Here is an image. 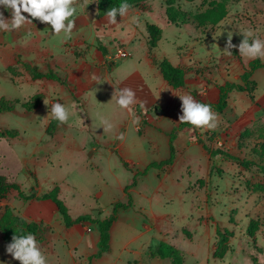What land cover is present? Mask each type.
Listing matches in <instances>:
<instances>
[{"label":"rangeland","instance_id":"rangeland-1","mask_svg":"<svg viewBox=\"0 0 264 264\" xmlns=\"http://www.w3.org/2000/svg\"><path fill=\"white\" fill-rule=\"evenodd\" d=\"M97 2L88 0L84 10L79 0L70 38L52 35L50 25L38 20L0 31V106L2 100L20 102L0 112V175L25 193L58 186L72 218L102 219L117 202L131 205L118 211L109 250L90 260L97 250L94 223L67 228L55 206L52 212L44 200H25L15 189L0 197V216L8 208L38 223L36 242L49 264H172L170 258L150 255L159 242L177 247L182 264H264V67L252 73V96L231 91L226 107L214 111L219 117L215 130L190 126L178 131L173 163L136 175L169 156V133L182 114L179 96L215 101L218 85L241 83L252 59L238 48L231 55L223 51L227 33L233 32L237 46L240 33L248 30L250 40H264V0H144L126 17L117 15V24H110L106 14L97 16ZM214 3L226 9L216 24L204 20ZM167 11L176 15L175 23ZM0 12L11 19L9 10L0 7ZM147 23L161 29L152 49ZM164 57L184 68L183 86L174 88L162 78L157 62ZM25 64L56 71L64 83L31 79ZM125 87L136 93V103L127 110L112 98ZM37 93L42 97L38 106L25 110L22 103ZM57 102L69 110V121L54 120L48 129ZM101 118L111 122V130L103 131ZM215 149L238 160L210 155ZM241 159L253 163L244 167ZM9 243L0 231V264H19L6 252Z\"/></svg>","mask_w":264,"mask_h":264},{"label":"trees","instance_id":"trees-1","mask_svg":"<svg viewBox=\"0 0 264 264\" xmlns=\"http://www.w3.org/2000/svg\"><path fill=\"white\" fill-rule=\"evenodd\" d=\"M144 0H98L97 2V16L102 17L106 14V12L112 7H118L121 3H128L131 7H136L138 4ZM215 6L211 9V11L204 17V20L209 21L212 24H216L219 22L226 13V9L222 3H214ZM167 17L171 22H176V15L167 11ZM147 32V43L148 48L152 49L156 46L157 41L161 35V29L151 23H147L146 26ZM99 49L101 50L103 56L107 55V49L104 47L103 44H99ZM19 61H16L18 63ZM159 72L162 78L172 87L177 88L181 87L185 81V70L183 67L177 66L172 64L170 60L167 58H162L157 62ZM259 67H264V62L259 60V58H255L249 61L247 68L241 73L240 79L241 83L238 82H231L226 81L225 83L218 85V95L215 101H208L203 100L201 98H197V101L202 103H207L211 105L213 111L220 112L222 111L227 105V99L229 92L231 91H239V92H246L248 95L252 96L253 91L256 89V82L251 78L252 73L255 69ZM26 70L29 72L31 79H37L45 77L47 79H51L53 81H57L60 83H64V79H62L56 71L48 69L47 71H41L36 66L25 64ZM33 98L25 101L22 103V107L27 111H33L39 104L41 97V93H37ZM1 101V100H0ZM3 105L0 106V112L3 111H11L15 108V106L20 103L18 99H14L12 103L8 104L6 100H2ZM138 108L139 105H136ZM55 119H51L48 129L53 128V121ZM190 124L187 123H180L178 122L170 131L169 138H168V146H169V156L165 159L160 161L150 162L142 171L136 172L137 174H145L149 168H156L162 169L167 167L173 163L175 158V148H174V139L177 135V132L190 127ZM1 134V133H0ZM217 154H223L224 158H230L233 160H238V158L230 153L225 151L215 149L210 152V155L215 156ZM124 166H127L126 161H122ZM239 163L244 166L248 167L253 162L248 159H241ZM260 169L264 174V165H260ZM135 181L131 182L133 185ZM129 186L124 188L127 191ZM11 189H15L18 195L25 199H35V200H45L49 199L55 205L62 222L65 227H71L76 223H94L96 225L98 231V240H97V250L93 254L89 256V260L91 258H98L103 253L107 252L110 248V229L114 221L117 219V214L119 209H126L128 208L131 203L128 201L127 203L117 202L113 206L112 212L102 218H94L90 214H81L76 218H72L68 212V208L65 203L58 197V186H54L52 189L36 194L35 192L25 193L23 190L20 189L18 184L12 181H8L4 176L0 175V197L6 195ZM255 228L252 225L248 226V230L252 232ZM0 231L2 232V239L6 242H11L12 236L14 234L17 235H27L32 234L34 236L37 235L39 231V224L34 221H27L22 217H18L13 215L8 208H6L3 214L0 216ZM221 237H224V233L221 234ZM221 238V239H222ZM150 255L152 257H159V258H170L172 264H182L183 263V254L181 251L170 244L165 242H159L157 246L150 251Z\"/></svg>","mask_w":264,"mask_h":264},{"label":"clouds","instance_id":"clouds-1","mask_svg":"<svg viewBox=\"0 0 264 264\" xmlns=\"http://www.w3.org/2000/svg\"><path fill=\"white\" fill-rule=\"evenodd\" d=\"M78 3L79 0H0V7L11 12V19H6L3 13L0 12V31L19 30L25 24L38 20L40 23L50 25L52 35L64 33L65 38H70L76 26L75 19H72V17L76 15ZM87 5H89L88 0H83L79 7L85 10ZM130 7L125 2L118 7L110 8L106 12L108 22L117 24V15L121 18L126 17ZM22 13H27L28 16L26 17ZM240 34L243 39L237 46L232 43L233 32L229 31L223 51L231 55V49L238 48L241 56L249 59L264 58V40L258 37L250 40L253 37L251 30ZM213 45L217 46L216 44ZM97 84L102 83L97 82ZM98 90L96 88V91ZM113 97L120 109L127 110L136 103V93L131 88H121L112 94ZM179 99L182 113L179 116L180 123H187L193 128L204 130H215L218 127V114L212 110L210 104L199 102L190 94L181 95ZM141 107H143V104H141ZM69 115V110L65 105L57 102L51 106V116L60 124H66L69 121ZM101 127L103 131H109L112 124L109 120L101 118ZM6 252L14 260L19 261V264H49L47 257L41 252L36 238L32 234H14L11 242L6 246Z\"/></svg>","mask_w":264,"mask_h":264},{"label":"crops","instance_id":"crops-1","mask_svg":"<svg viewBox=\"0 0 264 264\" xmlns=\"http://www.w3.org/2000/svg\"><path fill=\"white\" fill-rule=\"evenodd\" d=\"M103 17V16H102ZM132 75H136V77H137V79H139L140 81H142L143 83H144V80L142 79V76L139 74V73H137V72H134ZM43 78V77H42ZM37 79H39V78H37ZM144 85H145V83H144ZM147 91L149 92V94H152V92L151 91H149V89L147 88ZM217 92H218V90H217ZM217 99V98H216ZM155 99L154 98H152V100H150V101H154ZM150 101H149V103H150ZM30 200H32V199H30ZM35 200V199H34ZM45 202H47L46 204H47V206H48V208H50V211H52L53 212V207L55 206L54 204H53V202L51 201V200H49V199H45L44 200Z\"/></svg>","mask_w":264,"mask_h":264},{"label":"built area","instance_id":"built-area-1","mask_svg":"<svg viewBox=\"0 0 264 264\" xmlns=\"http://www.w3.org/2000/svg\"><path fill=\"white\" fill-rule=\"evenodd\" d=\"M118 53L120 54V56H125L126 55L124 52L119 51V50H118Z\"/></svg>","mask_w":264,"mask_h":264}]
</instances>
